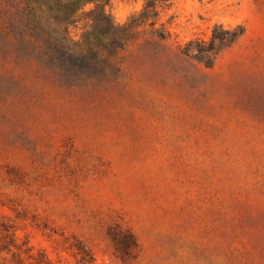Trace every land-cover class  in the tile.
<instances>
[{"label": "rangeland", "instance_id": "rangeland-1", "mask_svg": "<svg viewBox=\"0 0 264 264\" xmlns=\"http://www.w3.org/2000/svg\"><path fill=\"white\" fill-rule=\"evenodd\" d=\"M44 4L0 0V264H264V0H156L111 62Z\"/></svg>", "mask_w": 264, "mask_h": 264}, {"label": "trees", "instance_id": "trees-1", "mask_svg": "<svg viewBox=\"0 0 264 264\" xmlns=\"http://www.w3.org/2000/svg\"><path fill=\"white\" fill-rule=\"evenodd\" d=\"M32 5H40L41 1L45 2V6L49 12L54 16L56 20L67 21L79 12H81L86 6H94L92 10V21L89 30L85 31L82 39L79 43H73L72 45H66L65 49L69 55L85 59L87 57H97L104 59L109 57V62L113 61L118 55L120 50L118 46H129L135 41L133 38V31L145 26L148 22L149 15H157L156 12V0H148L143 7L142 12L138 15H132L127 24L121 26L118 25L110 11L107 8L110 7L109 1L103 0H27ZM169 1V0H160ZM155 24V23H154ZM220 29V32L225 36H230L232 41L241 38L244 35V28L237 27L232 31H223L222 27L215 26L213 29V38L216 39V33ZM219 38V37H218ZM158 39L162 42H166V37L160 36ZM220 39V38H219ZM222 39V38H221ZM194 43V42H193ZM192 43V44H193ZM211 51L198 49L196 54H202L206 56V59L210 60L209 54ZM141 56V51L137 54V57ZM79 68V67H76ZM80 69V68H79ZM81 72V69H80Z\"/></svg>", "mask_w": 264, "mask_h": 264}]
</instances>
